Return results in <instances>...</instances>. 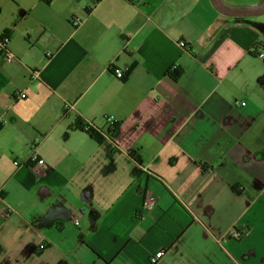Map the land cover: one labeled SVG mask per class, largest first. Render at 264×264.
Masks as SVG:
<instances>
[{
    "label": "crops",
    "instance_id": "crops-1",
    "mask_svg": "<svg viewBox=\"0 0 264 264\" xmlns=\"http://www.w3.org/2000/svg\"><path fill=\"white\" fill-rule=\"evenodd\" d=\"M94 2L0 23V264H264V12Z\"/></svg>",
    "mask_w": 264,
    "mask_h": 264
},
{
    "label": "built area",
    "instance_id": "built-area-1",
    "mask_svg": "<svg viewBox=\"0 0 264 264\" xmlns=\"http://www.w3.org/2000/svg\"><path fill=\"white\" fill-rule=\"evenodd\" d=\"M98 0H95L94 3H96ZM80 21L79 19H74L73 21V24H78ZM8 41H9V36H8V33L6 31H3L1 34H0V56L2 58L3 61H10L12 60L14 57V55L12 54V52L8 49L7 45H8ZM177 45L179 47H185V42L184 41H178ZM110 71L112 73V75L117 78V79H121L124 77L125 75V72L123 69H120V68H116V67H110ZM15 96L16 97H20V98H23L25 95L22 91H19L17 90L15 92ZM106 121L109 123V125L113 128V118L111 117H106ZM88 125H91L90 123H86ZM28 161H34L35 163H37L38 165H43L45 167H48L50 164L48 161H46L45 159L43 158H40V157H37L34 153H31L30 156L28 157ZM14 165H17L18 163L17 162H13ZM147 204V203H145ZM232 235L234 237H238L240 236V232L239 231H233L232 232ZM162 253L163 251L162 250H159L157 252H155L153 255H151L149 257V263L150 264H154L156 263V261L162 256Z\"/></svg>",
    "mask_w": 264,
    "mask_h": 264
},
{
    "label": "water",
    "instance_id": "water-1",
    "mask_svg": "<svg viewBox=\"0 0 264 264\" xmlns=\"http://www.w3.org/2000/svg\"><path fill=\"white\" fill-rule=\"evenodd\" d=\"M213 8L226 16H256L264 12V0L252 5L234 6L223 0H209Z\"/></svg>",
    "mask_w": 264,
    "mask_h": 264
},
{
    "label": "trees",
    "instance_id": "trees-1",
    "mask_svg": "<svg viewBox=\"0 0 264 264\" xmlns=\"http://www.w3.org/2000/svg\"><path fill=\"white\" fill-rule=\"evenodd\" d=\"M180 73H181L180 71L174 70L172 73L173 78L176 79L180 75ZM71 129H79L81 131H84L89 137L95 139L98 142L102 141V139H103V137L101 136V133L95 127H93L92 124L88 125V124L82 122L81 120H77V121H75V123L68 126V130H71ZM63 136L64 137L67 136V131L64 132Z\"/></svg>",
    "mask_w": 264,
    "mask_h": 264
},
{
    "label": "rangeland",
    "instance_id": "rangeland-1",
    "mask_svg": "<svg viewBox=\"0 0 264 264\" xmlns=\"http://www.w3.org/2000/svg\"><path fill=\"white\" fill-rule=\"evenodd\" d=\"M230 5H248L250 2H255L257 0H224ZM12 0H1L0 3V23H3L9 17L12 11ZM264 15V13L262 14Z\"/></svg>",
    "mask_w": 264,
    "mask_h": 264
}]
</instances>
